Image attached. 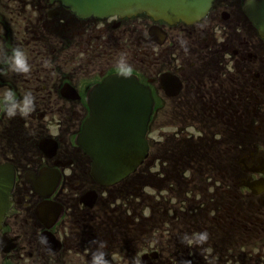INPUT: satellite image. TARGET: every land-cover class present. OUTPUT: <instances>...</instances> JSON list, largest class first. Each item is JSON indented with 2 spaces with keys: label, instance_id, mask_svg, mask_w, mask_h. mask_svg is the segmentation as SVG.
Masks as SVG:
<instances>
[{
  "label": "flooded vegetation",
  "instance_id": "af4514ba",
  "mask_svg": "<svg viewBox=\"0 0 264 264\" xmlns=\"http://www.w3.org/2000/svg\"><path fill=\"white\" fill-rule=\"evenodd\" d=\"M244 3L214 0L187 24L0 0V166L16 177L0 264H91L98 251L110 264H264V38ZM15 48L29 73L13 70ZM129 68L153 91L150 124L175 126L167 168L190 171L186 200L203 204L187 223L172 203L176 181L149 225L144 169L140 186H102L92 153L77 144L91 88ZM28 94L34 110L9 117V99L19 109Z\"/></svg>",
  "mask_w": 264,
  "mask_h": 264
},
{
  "label": "water",
  "instance_id": "95a60500",
  "mask_svg": "<svg viewBox=\"0 0 264 264\" xmlns=\"http://www.w3.org/2000/svg\"><path fill=\"white\" fill-rule=\"evenodd\" d=\"M68 6L80 12L83 15H108V14H126L143 13L146 11L149 15L157 18L168 19L171 21H179L183 19L187 22L196 21L205 15L213 0H64ZM247 11L254 18L256 24L260 26L262 35L264 36V0H247ZM93 108L95 115L98 117L103 115H120V107L129 106L131 113H138L142 118L145 108L152 105L150 93L139 83L136 78L128 76H114L110 80L100 85L93 91ZM116 119H114L115 121ZM144 130L145 128H141ZM117 126H108L106 128L94 130L93 137L97 138L100 144L102 136L108 140V153L120 154L123 152L118 146ZM82 143L85 144V134L81 137ZM94 144V145H95ZM142 152L144 153V141L141 138ZM95 147L100 150L98 145ZM141 158L137 161L111 158L109 162H100V172L105 169L106 176L112 182L121 179L132 170L135 165L141 162ZM104 166V167H103ZM110 167V171H108ZM1 217V212H0Z\"/></svg>",
  "mask_w": 264,
  "mask_h": 264
},
{
  "label": "clouds",
  "instance_id": "9594fccd",
  "mask_svg": "<svg viewBox=\"0 0 264 264\" xmlns=\"http://www.w3.org/2000/svg\"><path fill=\"white\" fill-rule=\"evenodd\" d=\"M10 63L14 71L19 73H29L31 71V66L28 63V59L25 53L20 48H15L12 50V56L10 57ZM130 68L126 69V74H130ZM11 97V93L8 94L6 99ZM17 110H19L21 115H27L30 111L34 110V97L31 94H28L24 98L23 107H19L16 103L11 102L9 99L8 106V115L9 117H14L17 114ZM207 234H203L200 239L206 240ZM105 247L104 243L100 244V248ZM91 264H110V262L105 258V253L98 251L93 254V258Z\"/></svg>",
  "mask_w": 264,
  "mask_h": 264
}]
</instances>
